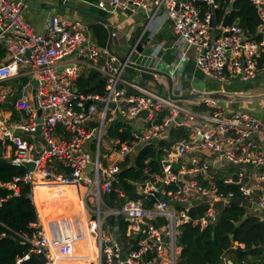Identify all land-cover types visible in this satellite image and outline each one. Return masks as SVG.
<instances>
[{
  "label": "built area",
  "instance_id": "2783aa9c",
  "mask_svg": "<svg viewBox=\"0 0 264 264\" xmlns=\"http://www.w3.org/2000/svg\"><path fill=\"white\" fill-rule=\"evenodd\" d=\"M28 1L0 0V44L6 57L0 64V104L11 101L23 114L22 119L11 122L0 109L1 152L13 165L26 168L23 175L5 185L16 195L21 184L30 185L28 196L36 203L37 185L73 184L80 193L85 213L84 217L79 214L53 219L46 227L39 220L32 236L15 232L32 245V252L42 254L43 264L82 259L83 256L76 255V244L88 235L94 238L96 246L94 264H178L181 225L192 223L205 228L218 222L217 202L230 204L229 198L241 197L264 212V151L254 139L256 135H264L263 120L241 111L228 114L220 109L219 99L209 95L201 102L213 111L187 110L173 93L163 96L125 77L127 60L99 48L89 39L83 22L52 15L42 32L35 31L24 16ZM80 1L112 14L143 10L149 19L165 11L171 19L179 54V62L171 72L173 80L181 76L179 65L191 53L203 74L221 82L232 78L249 82L264 72V0H250L261 19L255 36L251 37L239 20L227 27L219 24L213 28L210 10L203 14L196 0ZM213 1L209 0L214 4ZM112 36L118 42L121 34L113 31ZM167 49L161 44L153 53L158 56ZM83 65L101 72L103 92L78 88ZM18 76L30 78L22 93L3 84ZM31 79L37 81L35 94L25 90ZM35 97L37 107L33 105ZM141 110H148V114L138 117ZM118 119L131 126L129 134L107 141L109 127ZM172 122L176 127L187 128L189 138L172 142L171 138L162 137ZM39 126V141L25 136L35 135ZM125 127L120 126V131L124 132ZM151 144L159 153L160 172H152L147 165L142 169L146 178L128 180L134 193L144 199H132L116 188L127 199L121 205L107 202L103 210L101 199L119 182L124 163ZM189 152L196 153L189 162L173 163V157ZM204 152L233 165L257 166L260 171L254 178L259 184L249 185L244 181L245 174L240 172L236 179L226 177L223 181L239 185L241 196L234 191L221 192L210 175L209 159L201 155ZM26 162H33L34 168L28 169ZM89 164L92 167L87 169ZM130 166L135 163H127L126 167ZM204 202L208 205L204 214L193 217L191 208ZM118 216L128 221L126 227L120 225ZM112 217L115 222H111ZM0 224L5 226L1 221ZM7 234L3 231L0 237ZM28 257L26 254L19 261Z\"/></svg>",
  "mask_w": 264,
  "mask_h": 264
},
{
  "label": "crops",
  "instance_id": "0c3cea01",
  "mask_svg": "<svg viewBox=\"0 0 264 264\" xmlns=\"http://www.w3.org/2000/svg\"><path fill=\"white\" fill-rule=\"evenodd\" d=\"M89 1H96V0H89ZM232 1L234 2V0H231V2ZM28 2L30 3H27V8L25 9L24 16L26 20L33 26V28L37 32H42L44 30L47 20L52 15H60L63 17H67L83 22L87 26L89 39L91 41H93L99 48L109 50L110 52L115 53L120 57H124L126 55L128 51L126 50L127 47H129L130 49L136 43L141 42L146 47H149L153 50L158 48L159 45L164 44L165 47H168V49L164 52L161 51L158 56H161L162 59H165L166 61L171 63L173 67L174 64L179 62V58H178L179 54L176 45V36L172 29L171 19L168 17L165 11H161L154 18L149 19V15L143 10H138L136 12L118 11L112 14L104 11L103 9L95 5H91L90 3L85 1H80V0L68 1L85 9H88L90 11H93L101 15L110 22V23H105L90 15L81 13L75 9L64 7L63 6L64 2L62 0H29ZM113 31L115 32L118 31L121 34V37L118 42L112 36ZM174 49H176V52H173ZM1 51L2 53L4 51L3 56L1 55ZM5 60H6L5 49L3 44H0V64L3 63ZM93 70L96 69H91L88 68L86 65H83L82 76H88V74ZM179 70L181 71L182 74L180 77H177L176 79L173 80L174 87L172 91L170 89V85L167 78L163 75L156 73L154 74L143 70H138V68H133L131 66H128L125 69V72L127 73L128 79L139 83L140 85L144 86L150 91H154L163 96L170 95L173 93L175 97H179L181 99L179 101V104L181 106H184L187 110L191 112L207 113L213 111L214 109H211L209 106L201 102L204 96L209 95V96L217 97L219 99L220 109H222L224 112L228 114L241 111L256 116L264 121V72L263 71L260 72L254 80L249 82L242 81L239 78H232L231 81L229 82H221L214 78L206 76L197 68L193 53H191L187 58H184L182 60V62L179 65ZM97 72H99L100 77L96 82V84L93 86L94 91H97L101 85H103L104 87V80L100 83V79H103L102 74L99 70ZM3 84L7 88H16L18 92V87L14 83V78L4 81ZM27 86L30 87V90H27V92L31 91L34 94V88L36 86H34L32 82ZM33 105H35L34 100H33ZM0 109L4 112L5 117L11 122L22 119L23 117V114L14 107V104L11 101L0 104ZM126 129L127 128L125 127L124 132H121L119 128V132L124 134ZM129 130H128V134H129ZM40 133H39V137L37 133L35 135L25 134V136L28 139L39 141L41 139ZM116 137L124 138V136L121 135L111 136L108 133L107 141H109V138H116ZM254 139L258 143L259 149H262V151H264V135L261 136L256 135L254 136ZM194 155H196V153L189 152L188 154H185L184 156L181 157H173V163L175 165H179L180 162H189L190 158ZM201 155L207 156V158L210 161L211 164L210 175L213 178V180H217V178H226V177H232L236 179L238 177V174L241 172L245 174L244 181L246 183H248L249 185L259 184V182H257L254 178L255 174L260 171L257 166H254L252 164H241V166L233 165L231 163L225 164L224 161L216 160L214 156L209 152H204ZM136 157L131 158L130 162L135 163ZM211 160H214V162L212 163ZM215 162H219L220 164L216 166ZM57 166L59 167V165ZM138 171H140L142 179L147 177V175L144 174L141 168H139ZM43 185L45 184H40L39 186L38 185L36 186V190L40 187V189H38L39 193L41 191L44 192L46 191V189L41 190V187H43ZM65 185H71V184H65ZM72 185L67 186L66 188L62 187L58 189L57 188L53 189L52 187L55 186L50 185V189H48L49 197H46V201L48 199L52 201L53 197L58 202H61L62 197L64 199L66 198L67 200H69L68 199L69 195H67L65 189L72 188ZM74 189H75L76 200L78 199V201H80L81 204L80 193L77 191L76 186ZM256 191L258 192V190ZM130 194L132 196V194L135 193L133 191ZM130 194L128 195L129 197ZM72 198L75 197L72 196ZM37 199L42 201V204L45 203L44 197L37 196L36 203L38 202ZM223 205H226L223 201H219L216 203L218 211L220 210V206ZM247 208H248L247 214H250L249 216L255 215L261 221H264L263 211L259 210L257 207L253 205L251 208L249 207ZM78 209L76 208L75 205L73 209L69 211L68 210L64 211L53 217V219H57L59 217H67L68 215L69 216L77 215L75 214V212ZM83 210L84 208H82V211L80 210L79 214L84 213ZM42 216L47 225L49 221L53 220L51 219L47 221L46 217L44 215ZM245 216L243 219H246ZM40 222L44 225V227L47 226L42 221ZM71 228L72 226L68 227V232H71ZM89 236L91 235H88L86 238L79 240L76 244V255L83 256L82 259H80L81 257L70 258L67 260H61L59 264H94L93 261L96 250L94 246V239L92 238V236H91L92 242L91 244H88ZM238 245H240L241 247L245 246L243 243L240 244L238 242H235V247ZM180 254H181V250H180ZM253 260L257 261L258 264H260L259 263L260 258H254ZM224 263L235 264L231 256H229Z\"/></svg>",
  "mask_w": 264,
  "mask_h": 264
},
{
  "label": "trees",
  "instance_id": "16d2710c",
  "mask_svg": "<svg viewBox=\"0 0 264 264\" xmlns=\"http://www.w3.org/2000/svg\"><path fill=\"white\" fill-rule=\"evenodd\" d=\"M217 4L216 19L218 24L221 23L231 0H214ZM196 5L205 14L210 10L209 0H196ZM235 10L231 15V22L239 20L240 25L246 32H250L255 36L257 27L260 24V16L256 6L250 0H234ZM258 37V36H257ZM1 55H4V51ZM100 77L96 70L91 71L88 76H82L78 79L77 85L79 89L85 92L94 91L93 86ZM98 92H103L104 87L101 85ZM126 126L124 134L119 132L120 126ZM131 126L124 124L122 119L113 122L109 127L111 136H126ZM190 131L185 127H175L171 130L170 138L172 142L188 139ZM171 142L162 141V144L169 145ZM2 142L0 141V221L8 228L0 224V233L7 231V236L0 237V264H43L44 258L42 254L34 253L30 249L32 245L24 241L15 232L32 236L37 231L35 224L39 223V215L37 207L33 200L28 196L30 185L21 184L20 193L16 195L14 190L6 186L14 180L16 176L23 175L26 172L25 167L13 165L8 159L2 157ZM157 148L151 144L141 149L136 157L135 166L126 167L130 159L124 163V168L120 174L119 182L115 184L112 192L104 196L107 202L121 205L126 197H121L116 191V188L122 189L126 196L133 192L134 187L129 183V179L140 180L141 173L139 168L144 169L145 166H150L152 172H160L161 162L156 159ZM220 191L227 194L229 191H234L237 196L240 195L239 185L227 184L223 178L216 180ZM49 183L41 187V190L50 189ZM66 188V185L52 187ZM75 186L68 188L71 196L75 197L76 210L75 214L79 215L82 211V203L76 200ZM40 189V187H39ZM43 194V191L40 194ZM132 199H144L140 194H132ZM62 199V198H61ZM38 200V199H37ZM145 202L152 203L150 199H145ZM40 210L42 211L45 204L38 200ZM207 204L199 203L194 205L190 213L193 217L204 214ZM84 211V210H83ZM248 208L244 205L226 204L220 206L218 225L216 228L207 226L202 228L192 223L181 225L180 236L178 239L181 245V254L178 264H223L229 256L232 257L235 264H258L254 258H260L259 263L264 264V251L259 247L264 245V221H261L257 216L251 215L243 219L247 214ZM85 213H82L84 217ZM119 223L122 227L128 225V221L123 216H118ZM115 217L111 218V222H115ZM239 221H242L238 224ZM233 234V237L230 235ZM235 242L243 243L235 247ZM29 254L27 260L19 261L21 257ZM251 257V259H250Z\"/></svg>",
  "mask_w": 264,
  "mask_h": 264
},
{
  "label": "water",
  "instance_id": "95a60500",
  "mask_svg": "<svg viewBox=\"0 0 264 264\" xmlns=\"http://www.w3.org/2000/svg\"><path fill=\"white\" fill-rule=\"evenodd\" d=\"M27 3H30V2H27ZM63 6L68 7V8H72V9H75V10L81 12V13L90 15V16H92V17H94V18H96L102 22L110 23L107 19H105L101 15H99L93 11H90L88 9H85L83 7H80L78 5H75L72 2H67V3L65 2L63 4ZM234 10H235V5H234V2L232 1L230 3V5L228 6V8L225 12V15L223 17V20L220 24L222 27H227L230 24L231 15H232V12ZM210 14H211V26L213 28H215L218 26V22L216 19V7L214 6L213 3H211V5H210ZM247 36L251 37V33L247 32ZM153 51H154L153 49L146 47L141 42H138L137 44H135L132 48H130L127 51V53L124 57H120V56L119 57L123 61L127 60L128 65L133 67V68H138V70H143L146 72H150V73H154V74L156 73V74H160V75L165 76L169 82L170 89L172 91V89L174 87V81L171 77V72H173V70L170 72V71H165V70L159 69V64L161 63L162 58H161V56H155ZM173 52H176V49H174ZM27 54L28 55L30 54L29 51L27 52ZM259 67L262 68V60H259ZM124 76L128 77L126 72L124 73ZM29 79H30L29 76H18V77L14 78V83L18 87V93L22 92L23 87L28 83ZM102 81H103V79H100V83ZM31 82L34 86H37V81L35 79H32ZM35 92H36V89L34 88V94H35ZM34 104H35V106H38V99L36 97L34 98ZM41 113H42V111L39 109L38 110V114H39L38 120L39 121H41ZM147 114H148V110H141L137 116L138 117H140V116L144 117ZM175 127H176L175 122H172L170 124V126L162 133L161 136L170 138L171 130ZM40 132H41V126H39L38 131H37L38 137H39ZM158 157H159V153L157 152L156 159H158ZM211 162L213 163L214 160H211ZM224 163L228 164V162H226V161H224ZM219 164H220L219 162H215L216 166H218ZM24 165L30 170H32L34 168L33 162H26ZM237 166H241V164H237ZM91 167H92V164H89L87 169H89ZM130 196H131V194H130ZM161 198L164 199L165 197L162 196ZM228 201L231 204L245 205L249 208L252 207V203L244 201L241 197L229 198ZM171 204L175 205V201H172ZM249 215L250 214H247L245 216V218L249 217ZM241 222L242 221H240L238 223L240 224ZM217 225H218V223L216 222V223H213L211 226L213 228H216ZM118 236H120V233H118ZM231 236H233V235L231 234ZM135 238H137L136 235H135ZM260 247L264 250V245H261Z\"/></svg>",
  "mask_w": 264,
  "mask_h": 264
},
{
  "label": "rangeland",
  "instance_id": "374dc122",
  "mask_svg": "<svg viewBox=\"0 0 264 264\" xmlns=\"http://www.w3.org/2000/svg\"><path fill=\"white\" fill-rule=\"evenodd\" d=\"M126 50H129V47H127ZM159 69L171 72L174 68H173L171 63H169L165 59H162L161 63L159 64ZM25 90L26 91L30 90V87L27 86ZM135 156H136V154L133 155V157H135ZM38 189L36 190V197L37 196L38 197H44L45 203H46L45 207L43 208L42 211L40 210V206H39L40 204L38 202L35 203L36 207H37V210H38V213H39L40 221H42L43 223H45V221H44V218H43L42 215L46 216V220L48 221V220L53 219V217H55L56 215H58V214H60V213H62L64 211H67V210L69 211V210L73 209L75 207V205H76L75 198H72L71 194L67 191L68 189H65V192H67V195H69V198H68L69 200H67L66 198H65L66 199L65 200L62 197L61 202H58L57 200H55L54 197L52 198V201L49 200V199H48L49 201L48 200L46 201V197H49L48 190H46L45 192L43 191V194L42 193L40 194L38 192ZM101 202L104 203V205L102 207L103 210L106 209L107 202L103 198L101 199ZM108 233H109V231L105 227V234H108Z\"/></svg>",
  "mask_w": 264,
  "mask_h": 264
},
{
  "label": "bare ground",
  "instance_id": "6f19581e",
  "mask_svg": "<svg viewBox=\"0 0 264 264\" xmlns=\"http://www.w3.org/2000/svg\"><path fill=\"white\" fill-rule=\"evenodd\" d=\"M49 184H51V185H53V186H56V185H61V184H57V183H49ZM72 185V184H71ZM71 185H66V186H71ZM69 216V215H68ZM46 217V216H45ZM93 238V237H92ZM92 238H91V236H89V241H90V243H89V241H88V244H91V242H92ZM94 239V238H93ZM94 246H95V243H94ZM91 247H92V245H91ZM95 250H96V246H95Z\"/></svg>",
  "mask_w": 264,
  "mask_h": 264
}]
</instances>
